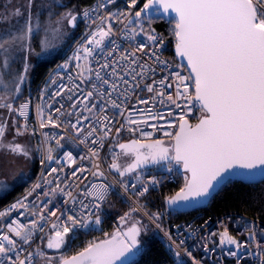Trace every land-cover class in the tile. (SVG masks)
Segmentation results:
<instances>
[{
	"label": "snow or ice",
	"instance_id": "obj_1",
	"mask_svg": "<svg viewBox=\"0 0 264 264\" xmlns=\"http://www.w3.org/2000/svg\"><path fill=\"white\" fill-rule=\"evenodd\" d=\"M34 2L35 0H26L28 14L18 28L0 32V91L4 93L0 95V108L17 112L23 117H27L29 103H21L16 109L8 100L9 94H20L31 67L29 63L31 56L55 55V50L64 35L62 31L64 22L74 28L79 15L67 11L53 21L49 14V21L45 24L39 15L33 16L31 10ZM139 5L140 0H129L127 7L130 11L120 13L115 19L121 23L126 21L123 29L126 38L134 40L136 36L146 34L151 45L141 42L132 51H124L117 56L120 46L115 40H111L115 35L112 24L114 16L108 14L101 17L96 29L88 33L86 43L78 48L73 56L78 62L76 67L83 69L76 74L79 82L67 87L60 84L51 94L53 103L58 102L57 97L66 98L70 103L67 106L60 103L55 109L58 114L55 118L51 113L45 118L43 108L38 107L41 128L49 126L57 128L66 124L64 131L67 133L70 129L79 143L87 147L89 155L81 156L80 159H89L91 167L75 169L73 177L81 184L89 179V175L94 179L107 178L101 166L100 153L106 143L111 144L109 137L113 127L112 118L106 113L112 110L114 115L124 116L127 111L124 104L128 102L130 90L135 94L136 89L141 88V81L145 80L149 73L156 71L147 64L145 57L165 69L168 68V62L161 58L163 36L157 34L154 28L145 27V22L151 24L153 16L168 18L166 22L172 25L176 55L187 62L186 67L190 69V73L188 76H182L184 65H177L180 71L173 73L177 82L175 98L166 94L163 89L158 90L154 77L152 83H144L143 88L148 93L160 97L161 104L164 103L163 98L166 96L167 101L177 107H181L177 100L183 98L185 100L183 107L189 112L192 107L198 105L201 117L198 123L192 126L185 116L181 115L179 130L175 133L169 131L163 133L172 139L173 143L170 146H165L161 140L149 144L132 140L130 143H118L120 153L109 148L112 152V161L108 164V172L118 174L117 183L125 194L129 193L131 187L135 190L133 195L143 198L149 193L150 187L161 183V179L154 176L145 182L137 169L148 163L157 164L161 161L169 165L168 172L173 171V164L182 166L185 173L184 186L165 201L169 208L174 207L176 211L181 207H193L206 200L217 185L233 176L240 175L246 179H254L257 173L264 176V0H145L142 6L138 7ZM13 15L22 16L24 13L17 8ZM82 15L85 20L92 19L86 9ZM92 22L95 23V20ZM41 31L44 35L38 41L37 46L40 50L37 51L33 44L36 43ZM106 40L110 42V47L106 46ZM17 50L26 53L22 70H14L13 54ZM97 52L101 54L102 59L98 58ZM138 53L140 55H137ZM81 60L86 63L81 65L79 63ZM93 62L95 67L92 66ZM61 67L65 71L68 70L67 64ZM168 80L169 77L164 76L159 80V84L163 88H169L172 85ZM189 80L194 87V92L191 93L188 84L185 83ZM51 83L56 84V81L52 80ZM137 99L139 104L150 103L148 99L140 97ZM140 111L147 112L151 119L162 118L153 114L151 108ZM61 117L67 119L62 120ZM126 122L129 125L148 123L147 119H132L131 114ZM123 127L122 124L120 128L115 129L116 136L120 135ZM168 127L172 125L169 124ZM127 130L135 131L131 127ZM7 131V125L0 122L2 150L0 155L8 157L0 160V177L15 174L13 166L19 164L18 158H30L26 146L6 141ZM26 132V124L23 129L19 127L16 129L17 136ZM64 138L63 135L56 138L57 146H62L60 142ZM48 139L45 135V141ZM52 153L53 149L48 147L45 157L48 162L54 159ZM122 155L131 157V162L121 163ZM64 156L66 161L73 164L76 162L71 152L65 153ZM44 162L41 161L42 164ZM57 171L58 169L52 168L48 175L51 176ZM132 174H135L138 183L129 185L125 178ZM48 183L51 185L54 181ZM7 187L5 179L0 178V188ZM40 187V184H36L32 191ZM74 187L76 191L72 190ZM111 187L103 182L92 181L83 184L82 188L75 183H64L61 186L59 182H55V186L50 189L51 194L55 195L58 191L67 198L64 200L65 205L79 204L82 210L77 211L74 207L57 209L64 220L62 223L52 225L55 238L49 239L47 247L60 249L67 242L66 238H70V234L77 228L99 227ZM43 195L48 196L49 193L45 192ZM86 200L88 203H85ZM27 207L23 200L10 205L11 209ZM143 207L137 200L136 206L120 216L121 227L114 232L105 233L104 240L90 243L71 258H62L59 264H130V256H135L144 249L145 241L141 240V236L147 235L149 231L148 224L133 216V213L139 212ZM57 211L50 212V215L57 216ZM7 214L0 212V218ZM32 214L37 215L36 212ZM144 214L150 223L165 232L170 241L169 249L171 250L173 245L176 246L175 264H186L179 251L185 241L177 242L170 230L163 228L161 213L145 211ZM59 219L60 217H57V220ZM43 220L44 216L40 214L39 219L32 221L30 227L15 220L7 226L8 234L0 235V264H32L34 255H44L39 250L36 253L27 252L26 255H22L26 251L24 246L31 245L34 230H42ZM242 224V232L247 233L243 241L237 239L227 228L212 235L219 236L221 248L228 246V255L236 258V264H242L245 257L250 254L257 257V264H264V243L259 239L264 236V227H261L258 221H242ZM125 225L126 228L123 227ZM179 232L180 227L177 226V233ZM253 244L258 250L254 253L250 252ZM204 251L209 253L212 250L204 248ZM184 255L191 260V264H201L186 248ZM48 264H52L51 257H48Z\"/></svg>",
	"mask_w": 264,
	"mask_h": 264
},
{
	"label": "built area",
	"instance_id": "obj_2",
	"mask_svg": "<svg viewBox=\"0 0 264 264\" xmlns=\"http://www.w3.org/2000/svg\"><path fill=\"white\" fill-rule=\"evenodd\" d=\"M145 2V0H140V6ZM129 0H94L92 4L85 7L83 11L86 9L90 12L92 19L85 20L82 13L79 15V19L83 24V30L80 37L74 41V43L67 49L64 53L63 58L57 63L55 66L51 67L45 76L38 82L35 86L34 90L24 99L12 101L13 107L18 109L21 103L28 102L29 108L27 110V117L19 116L17 113L18 118L20 119L23 127L25 124L27 125V131L35 135L41 149V158L39 169L35 174L32 182L30 185L25 189V191L10 201L7 205L0 209V212H7L8 214L3 218H0V235L8 234V225L11 224L13 220L17 221L19 224L24 225L26 227H30L32 221L38 220L40 214H43L44 220L41 221L43 228L40 231H35L33 233L31 245H25L24 248L26 249L22 255H26L27 252L36 253L38 250L40 251L41 243L46 240L52 234H55V230L52 228L54 223H62L64 217L60 216V212L57 209L64 210L65 208L74 207L77 211H80L79 204L68 205L64 204V200L67 199L65 196H62L57 193L55 195L51 194L50 189L55 186V182H59L61 186L64 183L67 184H78L80 187H83V184H88L90 181L96 183H106L111 185L109 192V198L113 195L116 190L121 189L117 180L119 178L115 177L113 173L108 172V164L112 161V152L109 151V148L116 153H119L118 143H124L127 141L132 140H139L141 142H153L155 140L161 141H168L169 145L173 143L170 137H166L163 133L164 131H169L175 133L179 130V117L181 115L185 116V119H190L191 121H197L201 117V112L199 111V106L195 105L192 107V110L189 112L187 109L183 107L185 104V100L180 98L177 100V103L181 105V107H177L175 104L167 101L166 96L163 98L164 103L161 104L159 100L160 97L154 96L153 93H148L145 88H143L144 83H152V78L154 77L156 80V87L158 90L163 89L166 94L173 95L175 98V92L177 89V82L175 81V77L173 73L176 71H180V68L177 65H184L183 71H181L182 76H188L189 72L186 69L184 61H182L177 55L175 46L173 51L176 55V58H171L168 56L167 52L169 49V45L164 39V46L160 49L162 53V59L168 62V68L165 69L163 66L157 65L153 60L144 58L147 64L151 65L152 68H155L156 71L154 73H149L145 80L141 81V88L136 89L135 94H133L130 90L128 96V102L124 104V108L127 109L125 111L124 116L114 115V112L110 110L107 115L112 118V127L113 132L110 134L109 139L111 140V144L106 143L105 148L101 151V166L106 172V179H94L91 175H89V179L87 181H83V184L75 177H73L72 173L75 169L80 167H91V161L89 159L81 160L80 157L84 156L87 157L88 150L85 145L79 143L78 139L75 138L74 133L69 131L66 133L64 131V127L67 125H63L62 127L52 128L51 126L47 128L40 127V116L38 114V107L43 108L44 110V117L46 118L49 113L53 114L54 118L58 114L55 112V109L60 106V103H64L66 106L70 103L66 98H59L57 97V103H53L51 99L52 92L58 89L60 84L67 86L74 85L78 83V79H76V74L79 71H82V68H77V61L73 59V56L76 54L78 48H80L83 44L86 43V40L89 38L88 33L94 31L96 29L97 24L100 23V18L106 16L108 14H112L114 19L112 21L113 28L115 31V35L111 37V40H115L116 43L120 46V49L116 53V55L123 54L124 51H132L137 44L143 42L146 44L151 45V42L147 40L146 34H142L140 36H136L135 39L126 38L123 29L126 21L121 23L119 20L115 19L118 17L122 12H128L127 5ZM99 6V7H98ZM95 20V23L92 20ZM123 19L122 17L120 18ZM157 34H161L156 31ZM162 35V34H161ZM107 47H110V42L108 40L105 41ZM98 58L102 59L101 54L97 52ZM137 55H140L139 53ZM143 62V61H142ZM81 65H84L86 62L81 60L79 61ZM67 64L68 70L65 71L61 66ZM93 67L95 64L93 62ZM168 76L170 83L172 86L169 88H163L162 85L159 84V80L164 77ZM61 77L63 79H61ZM55 80L56 84H52L51 81ZM185 83L188 84L189 92H194L193 83L191 80L186 81ZM82 87H84L82 85ZM143 89V90H141ZM183 90V86H181V91ZM67 93H65V96ZM43 97V99H41ZM137 97L148 99L150 101L149 104H139ZM78 97H74L76 99ZM51 105V107H49ZM135 105V107H133ZM151 108L152 113L158 116H162L161 119H151L149 114L144 111H140L141 109ZM171 113V115H169ZM87 114V113H85ZM131 114L132 119L136 120H145L147 119V124H140V125H129L127 124V118ZM62 120H66L67 117H61ZM87 123V121L85 122ZM124 125L122 128L120 135L116 136L115 129L120 128L121 125ZM171 124L172 127H168ZM155 126V127H154ZM131 127L135 129L134 132H129L127 129ZM142 130V131H141ZM45 135L48 136V140L45 141ZM63 135L65 138L61 140L62 146H57L56 138ZM51 147L53 149V157L54 159L51 162H48L46 157V149ZM93 147H95L93 145ZM67 152H71L73 157L75 158L76 162L73 164L65 160L64 154ZM44 160L45 162L42 164L41 161ZM52 168L58 169L56 173H52L51 176L48 175L49 171ZM141 179L145 182L151 180L154 176L156 178L161 179V183L155 187H150V191H160L165 185H179V178H178V171L175 164H173V171L168 172L163 166L154 168L153 170L141 171L138 172ZM79 175V174H78ZM127 182L129 185L133 183H138L135 179V174L127 177ZM48 181H54L53 184H49ZM40 184V188H36L34 191V185ZM76 191L75 187L72 189ZM134 189H129V193L124 195L126 198L136 206V201L142 198H139L132 193ZM149 191V192H150ZM48 192L49 195L45 196L43 193ZM27 197V199H25ZM91 199V198H89ZM18 200H23L28 207L25 208H18V209H11L10 205L15 204ZM43 201V203H42ZM107 201V202H108ZM85 203H88L86 200ZM106 205V204H105ZM105 207V206H104ZM104 209V208H103ZM57 211V216H51L50 212ZM140 211L144 212L143 209ZM36 212L37 215H33L32 213ZM167 212L169 213L170 210L167 208ZM57 217H60L57 220ZM242 221H258L261 227H264V223L257 218L249 216L245 213H224L219 216L213 215H206L201 211L195 212L189 219L180 222L174 223L170 216H167L166 224L163 226L165 230H170L171 235L173 238L179 242L180 240H184L185 243L180 246L179 251L181 255L184 257L186 264H191V260L184 255V249H188L191 251L192 256L201 262V264H236V258L231 257L228 255L229 248L225 245L223 248L219 246V236L212 235V233H220L225 228H227L230 233L236 236L237 239L243 241L247 233L242 232ZM103 225V218L102 223L99 227L94 229H100ZM155 226V224H153ZM191 226L190 228L188 226ZM14 226V225H13ZM177 226L180 227L179 234L177 233ZM156 227V226H155ZM157 229V228H156ZM93 230V228L83 229L77 228L76 231H88ZM162 236L167 241V249L173 256L174 260H176L174 252L177 250L176 246L173 245L172 249H169L168 237L165 235L164 231L157 229ZM262 243H264V236L259 238ZM204 248L211 249L209 253H205ZM243 251V250H241ZM258 251L255 248V245H251L250 252L254 253ZM39 255H34L32 264L37 263ZM242 264H257V257L255 255H248L245 257V260Z\"/></svg>",
	"mask_w": 264,
	"mask_h": 264
},
{
	"label": "trees",
	"instance_id": "obj_3",
	"mask_svg": "<svg viewBox=\"0 0 264 264\" xmlns=\"http://www.w3.org/2000/svg\"><path fill=\"white\" fill-rule=\"evenodd\" d=\"M50 1L51 3H49L46 6L47 8H44L39 15L40 20L45 24L49 21V14H51V19L53 21L67 11H73L80 15L83 9L92 4L94 0ZM79 15L76 27L73 28L68 25V31L63 32L68 35H63L62 40L58 44L57 48H60L61 51L55 50V55H41L40 58L32 64L33 72L30 83L27 84V89L23 91L18 100L26 98L34 90L35 86L45 76L47 71L59 63L67 49L80 37L83 30V24L79 19ZM167 19V17L161 19L153 16L151 24L149 25L145 22V27L146 29L148 27L154 28L155 31L161 33L169 45L167 52L168 56L176 58L173 51L175 38L172 35V25L166 22ZM43 35L44 33L41 31L36 38V43L43 38ZM24 57L25 56L14 58V70H22L25 63ZM9 79H11V77H9ZM153 169L154 168H151L150 170ZM178 178L180 182L179 185H165L160 191L151 190L145 197L139 200V203L144 206L142 208L144 212H159L162 214L163 226L167 225L166 220L168 215L174 223H180L189 219L196 212H167L166 198L173 196L184 186V177L178 174ZM29 185L30 184L18 186L14 189L15 195L1 199L0 209L22 194ZM133 206L134 205L126 198L123 192L116 190L103 209V225L100 229L73 232L74 241L69 250L64 251L62 254H51L46 251V240H44L40 245V251L43 252L44 255L38 257L36 264H48L49 256H51L54 261L52 264H58L62 258H70L73 255L78 254L80 251H83V249L90 243L104 240L106 238L105 233L114 232L118 227H121L120 216L128 212ZM198 211L213 216H219L224 213H245L264 223V181L255 184H247L241 181L230 180L211 199L206 207L199 209ZM133 216L135 219H142L148 224L149 231L147 235H142L141 237V240L145 241L144 249L136 255L130 264H175L173 256L167 249L166 239L156 227L148 221L144 213L139 211L133 213ZM123 227H126V225Z\"/></svg>",
	"mask_w": 264,
	"mask_h": 264
},
{
	"label": "rangeland",
	"instance_id": "obj_4",
	"mask_svg": "<svg viewBox=\"0 0 264 264\" xmlns=\"http://www.w3.org/2000/svg\"><path fill=\"white\" fill-rule=\"evenodd\" d=\"M49 3H51L50 0H35L33 7H32V10H31L33 16L35 17L37 15H40L42 10L44 8H47L46 6ZM17 8H19L24 13V15H22V16L13 15V13L15 12V10ZM27 14H28V10L26 7V0H0V32L4 31L6 29L18 28L23 23ZM68 29H69L68 24L65 21L64 25L62 27V31L65 32V31H68ZM65 34H67V33H64V35ZM37 45H38V43H34L33 47H36V50L39 51L40 49ZM56 50L61 51L60 48H57ZM13 55H14V58L15 57L17 58L20 56H25L26 53L21 51V50H17ZM45 56H49V55H45ZM38 58H40V56L37 57L35 54H33L31 56V58L29 60L31 67H30L27 79H26L25 83L22 85L21 92L19 95H15L14 93L13 94L10 93L8 96L9 102L15 101V99H18L20 97V95L23 93V91L25 89H27L26 88L27 84L30 83V79L32 77V72H33V69H32L33 65L32 64H34L38 60ZM2 94H4V93L2 91H0V95H2ZM8 114L10 115L9 111L6 108L5 109L0 108V122L5 123L7 125V128H8V131L6 133V141L18 142V143H21L22 145L26 146L30 152V158H31V151L29 148L30 144L28 142H26V140H29L28 137H16L13 130L10 129L12 127V125H11V122L9 120ZM0 152H2V150H0ZM7 158L8 157L6 155H0V160H4ZM18 159L20 161L19 164L13 166V167H15V174L14 175H8L7 177H0V178L5 179V182L8 185V187L6 189L0 188V200L8 196V194L11 192L13 186L23 184L27 180V178L30 176L31 160L24 159V158H18ZM145 216L147 217V215H145ZM102 218H103V215H102ZM147 219H148V217H147ZM68 240H69V243H68V245L64 251L69 250L70 246L72 245V243L74 241V234L73 233L70 234V238H68ZM49 257H51V256H49ZM53 262L54 261L52 260V263Z\"/></svg>",
	"mask_w": 264,
	"mask_h": 264
},
{
	"label": "water",
	"instance_id": "obj_5",
	"mask_svg": "<svg viewBox=\"0 0 264 264\" xmlns=\"http://www.w3.org/2000/svg\"><path fill=\"white\" fill-rule=\"evenodd\" d=\"M185 63V66H186V61H184ZM187 71L190 73V69H188L186 67ZM188 121V123L192 126H195L198 122H196L195 124L190 120V119H186ZM199 121V120H198ZM131 141H127V142H124V143H130ZM141 143H144V144H149V143H152V142H141ZM165 145V144H164ZM167 146V145H165ZM119 148V147H118ZM120 150V149H119ZM163 164H167L166 162H163L161 161L160 163H157V164H152V163H148L146 164L145 166H143L142 168H139L137 169V172L138 171H141V170H145V169H148V168H152V167H156V166H159V165H163ZM177 168H178V173L179 175L181 176H185V173H184V170L182 168V166L180 165H176ZM230 180H233V181H241L243 183H247V184H255V183H260V182H263L264 181V176L260 175L259 173H257L255 175V178L254 179H246L244 178L243 176H240V175H237V176H233L231 177L229 180H225L223 181L220 185H217L216 189L213 191L212 195L209 196L206 200L202 201L201 203L199 204H196L195 206L193 207H181V209L179 211H176L173 208H169V206L166 204L167 208L170 210V211H176V212H179V213H190V212H195V211H198L199 209H202L204 207H206L209 202L211 201V199L220 191V189ZM175 195V194H174ZM126 228V227H125ZM142 237V236H141ZM55 238V234H52L51 236H49L45 242V249L46 251H48L49 253L51 254H59V253H62L65 248L67 247L68 243H69V240L68 238H66V243L60 248V249H49L47 247V244H48V241L49 239H54ZM100 242V241H99ZM138 254V253H137ZM136 254V255H137ZM135 256H130V262L133 261V259L136 257ZM71 258V257H70ZM59 264V263H58Z\"/></svg>",
	"mask_w": 264,
	"mask_h": 264
},
{
	"label": "crops",
	"instance_id": "obj_6",
	"mask_svg": "<svg viewBox=\"0 0 264 264\" xmlns=\"http://www.w3.org/2000/svg\"><path fill=\"white\" fill-rule=\"evenodd\" d=\"M12 102V101H11ZM1 109H5V108H1ZM10 115L9 116V120L11 122L12 127L10 128L11 130H13V132L16 135V129L19 127L21 129H23V125L20 121V119L17 116L16 112H9ZM28 136H27V135ZM16 137H28L29 140H26V142H28L30 144V151H31V158H29L28 160H31V173L30 176L27 178V180L23 183V184H19L16 186H13L11 192L8 194V198L11 197L14 194V189L18 186H22V185H28L32 182L35 174L37 173L38 169H39V164H40V158H41V149H40V144L36 138L35 135L30 134L28 131L21 136H17Z\"/></svg>",
	"mask_w": 264,
	"mask_h": 264
},
{
	"label": "flooded vegetation",
	"instance_id": "obj_7",
	"mask_svg": "<svg viewBox=\"0 0 264 264\" xmlns=\"http://www.w3.org/2000/svg\"><path fill=\"white\" fill-rule=\"evenodd\" d=\"M192 122H193L194 124L196 123L195 120H193ZM164 144L167 145V146L169 145L168 141H164ZM119 151H120V150H119ZM119 153H120V152H119ZM120 162H121V163L131 162V157H124V156L122 155V156H121V161H120ZM168 166H169L168 164H164V165H163V167H164L165 169H168ZM113 174H114L115 177L119 178L118 174H116V173H113ZM127 177H128V176H127Z\"/></svg>",
	"mask_w": 264,
	"mask_h": 264
}]
</instances>
